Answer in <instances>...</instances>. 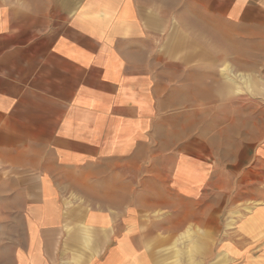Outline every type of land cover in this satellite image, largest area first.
Segmentation results:
<instances>
[{
	"label": "crops",
	"instance_id": "obj_1",
	"mask_svg": "<svg viewBox=\"0 0 264 264\" xmlns=\"http://www.w3.org/2000/svg\"><path fill=\"white\" fill-rule=\"evenodd\" d=\"M224 52L264 65V0H0V191L27 204L9 264H264V101L233 126L251 154L226 248L207 163L161 125Z\"/></svg>",
	"mask_w": 264,
	"mask_h": 264
},
{
	"label": "rangeland",
	"instance_id": "obj_2",
	"mask_svg": "<svg viewBox=\"0 0 264 264\" xmlns=\"http://www.w3.org/2000/svg\"><path fill=\"white\" fill-rule=\"evenodd\" d=\"M215 48L217 47L209 46V50L214 51ZM231 54L220 53L218 59H209L203 63L193 61L191 66L195 74L190 77L191 81L198 85L206 82L207 93L203 94L200 90L177 92L175 102H178L179 98L191 97L192 105L167 106L163 107L162 112L170 117L169 121L161 125L164 131L170 133V137L173 133L176 151L178 152L179 146L184 143H191V147L185 149L184 154L203 158L208 165L207 185L199 190L202 189V193L210 198H223L221 203L209 202L208 206L224 207L223 224L220 222V225H223V231L228 234H209L207 239L211 248L218 243L219 248L221 243H225L226 248L227 244L231 243L230 233L235 225L230 196L237 191L234 182L244 174V161L251 154L246 145L247 141L242 139L241 135L238 137V131L234 130L233 126H246L249 116L255 109L257 111L264 101V65L259 66L256 62L254 68L253 60L249 61L241 56L233 59ZM197 67H206L207 75L197 71ZM202 97L206 98V105H200L199 98ZM244 190L247 188H240L239 191L244 194ZM24 198L18 190L14 197L6 196L0 191V264H9L13 251L22 243L23 212L27 205L22 201ZM194 237L191 235L178 241L193 243ZM216 258L215 252H209L210 260L207 264L231 263L228 251H224L217 262Z\"/></svg>",
	"mask_w": 264,
	"mask_h": 264
}]
</instances>
